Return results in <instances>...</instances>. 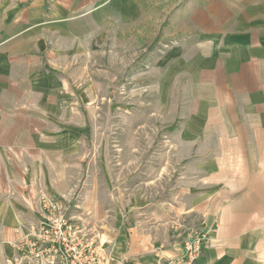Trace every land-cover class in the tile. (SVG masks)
Instances as JSON below:
<instances>
[{"label": "crops", "instance_id": "crops-1", "mask_svg": "<svg viewBox=\"0 0 264 264\" xmlns=\"http://www.w3.org/2000/svg\"><path fill=\"white\" fill-rule=\"evenodd\" d=\"M148 1L0 0V264L17 255V229L39 223L41 196L76 185L89 132L83 106L96 95L76 85L93 42L108 23L139 22ZM176 6L171 35L181 55L159 68V103L178 144L201 154L188 165L197 186L183 210L204 221L209 238L196 264H264V0ZM58 55L64 62L51 65ZM71 55L83 64L67 66ZM114 212L112 264L177 255L147 235L124 248Z\"/></svg>", "mask_w": 264, "mask_h": 264}, {"label": "rangeland", "instance_id": "rangeland-1", "mask_svg": "<svg viewBox=\"0 0 264 264\" xmlns=\"http://www.w3.org/2000/svg\"><path fill=\"white\" fill-rule=\"evenodd\" d=\"M147 4L145 17L135 24L108 23L102 38L93 42V53L84 58L76 88L96 95L83 106L89 132L82 136L76 185L64 196H41L40 207L42 212L43 198L56 199L88 240L105 252L108 264L115 242L120 241L113 230L114 209H120L125 223L126 229L120 231L125 235L124 248L132 235L139 236V244L147 235L163 242L164 249L178 247L175 257H163L160 264H180L187 255L186 244L194 241L199 248L196 264L206 253L209 238L204 221L183 210L197 186L188 165L201 154L178 144L172 129L176 122L165 123L158 88L160 60L176 49V35L171 34L180 0ZM59 56L50 57V64L64 62ZM67 60L72 69L83 64L74 55ZM19 238L11 243L17 255L8 262L46 264L23 258L14 246ZM251 260L255 262V256Z\"/></svg>", "mask_w": 264, "mask_h": 264}, {"label": "built area", "instance_id": "built-area-1", "mask_svg": "<svg viewBox=\"0 0 264 264\" xmlns=\"http://www.w3.org/2000/svg\"><path fill=\"white\" fill-rule=\"evenodd\" d=\"M41 220L36 226L17 229L20 240L14 245L31 262L46 264H108L109 258L98 245L88 240L54 198L42 199ZM187 255L180 264H194L199 248L186 244ZM199 254V253H198Z\"/></svg>", "mask_w": 264, "mask_h": 264}, {"label": "trees", "instance_id": "trees-1", "mask_svg": "<svg viewBox=\"0 0 264 264\" xmlns=\"http://www.w3.org/2000/svg\"><path fill=\"white\" fill-rule=\"evenodd\" d=\"M180 55L181 51H179L178 49H173L160 61L159 65L161 67H164L173 59L180 57Z\"/></svg>", "mask_w": 264, "mask_h": 264}]
</instances>
